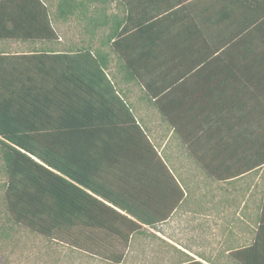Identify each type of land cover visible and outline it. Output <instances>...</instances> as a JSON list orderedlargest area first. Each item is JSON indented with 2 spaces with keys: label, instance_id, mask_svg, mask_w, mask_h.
I'll list each match as a JSON object with an SVG mask.
<instances>
[{
  "label": "trees",
  "instance_id": "trees-1",
  "mask_svg": "<svg viewBox=\"0 0 264 264\" xmlns=\"http://www.w3.org/2000/svg\"><path fill=\"white\" fill-rule=\"evenodd\" d=\"M89 1L60 0V15L67 17L73 13L82 18L86 15L84 7ZM101 1L110 4L112 0ZM184 1L187 0H117L118 14H106L107 21L113 22L108 36L110 39L118 36L119 39L132 40L134 43L126 46L137 51H129V54L134 53L143 60L140 67L144 65L149 72L156 68L157 71L160 70L161 74L144 77L143 81L151 98L157 97L158 109L163 117L176 126V133H179V126L182 124L195 122L193 124L207 134V143L212 147L213 133L236 129L239 137L233 142L237 148H241L244 141L251 145L252 154L247 157V162L248 166L256 168L264 163V133L256 132L261 129L260 122L264 118V58L253 55L251 59L247 56V59L244 54L237 52L236 58L230 62L206 60L208 70L220 71L215 76L209 74L206 77L205 85L209 87L203 93L195 89L191 92L182 91L187 73L195 70L196 62H189L183 72H175L171 76L172 70L177 67L172 60L179 57L174 49L179 40L195 39L197 34L201 38L204 29L203 39L207 49L210 45L208 40L217 38L222 45V40L228 42L235 39L236 35L231 33H216L218 27L222 30L223 27L236 25L239 30L241 28V35L249 22L244 17L237 16L236 4L231 7V3L226 2L223 6L216 7L211 2V5H204L199 9L197 0L188 3ZM261 1L264 4V0ZM244 5L246 3L240 6ZM72 6L76 8L71 10ZM65 8H70L72 12L67 13ZM247 9L248 6L242 10ZM96 13L97 17L92 19L98 25L101 13ZM261 13L258 18L264 23V11ZM212 49L206 50L208 55L214 53L215 50ZM129 54L127 58L134 60ZM88 66L98 70L97 75L90 76L92 78H85V73L78 75ZM68 69L75 72V75L60 77L62 83L91 86L100 84L101 81L103 84L106 82L108 95L105 100L97 99V103L84 96L73 99L67 112L72 118L77 117L81 121L70 125L52 128L23 124L19 120L20 108H9L11 100L7 101V95L0 92V171L5 174L2 187L9 219L18 227L26 226L51 239L64 241L72 237L74 243L81 241L84 231L89 230L90 239H94L97 236L95 233L104 229L107 239L113 242V237L116 236L121 243L130 246L134 235L144 231L143 224L155 225L168 215L159 220L149 218L148 204H128L119 195V199H116L103 186L105 182L93 179L90 173L100 164L127 165L128 162L120 161L117 150H126L125 142L132 136L135 146L142 149L140 153L148 149L151 143L142 128L135 123L127 124L134 122L135 117L97 60L91 64L82 61L76 67ZM156 79L163 81V87L156 86ZM113 96L119 101L118 104L112 99ZM32 113L36 112L33 110ZM240 137L242 141H239ZM101 139L106 144L103 142L100 154L98 141ZM219 143L216 155L200 157L204 160L209 158V172L213 169L214 160V163L217 161L225 169L227 159L235 154L227 150L229 142ZM92 147L96 156L88 159ZM137 150H134L135 159H139L142 165L151 164L152 157L136 155ZM174 182L181 194L172 204V209L178 207L184 194L175 179ZM257 223L253 243L234 252L239 263L264 264V204ZM113 245H116V241ZM122 257V253L114 254L118 262L122 261ZM175 264L205 263L192 258Z\"/></svg>",
  "mask_w": 264,
  "mask_h": 264
},
{
  "label": "crops",
  "instance_id": "crops-1",
  "mask_svg": "<svg viewBox=\"0 0 264 264\" xmlns=\"http://www.w3.org/2000/svg\"><path fill=\"white\" fill-rule=\"evenodd\" d=\"M191 1L193 0H187L184 3ZM197 2L199 9L204 5H211V2L216 7L223 6L226 2L231 3V7L236 4L237 16L244 17L249 22L241 35L239 33L241 28L239 30L236 25L223 27L222 30L218 27L216 33L222 31V34L236 35L235 39L226 41L227 43L222 40V45L216 38V40H208L210 45L205 49L204 29L201 38L197 34L195 39H181L177 43L174 49L179 57L172 60L177 67L172 70L171 76L175 72H183L189 62H196L195 70L187 73L182 91L191 92L195 89L203 93L205 88L209 87L205 85L206 77H209V74L214 76L219 74V69L210 71L206 68V60L207 62L219 61L218 63L230 62L236 58L237 52L244 54L246 58L248 56L249 59L253 55L264 58V23L261 18H258L262 15L261 11H264V4L261 0H197ZM59 3L60 0H0V92L7 95L9 99L7 101L11 100L10 104L8 103L9 108L15 109L16 106L20 108V122L57 128L63 124L70 125L72 122L81 121L68 114L70 102L76 97L83 96L92 101L96 100L95 103L97 99L105 100L108 97L107 84L101 81L100 84L91 86H76L69 82L62 83L60 77L75 75V72L68 67H76V64L82 61L91 64L97 60L116 88V92L129 106L135 117L134 122L127 124L135 123L142 128L151 146L149 144L148 149L140 153L142 149L135 146L132 136L125 142L126 150L123 148H121L122 151L117 150L120 161L128 162V164L124 166L121 164L120 166L96 165L95 170L90 173L93 179L105 182L103 186L116 199H119L117 198L119 195L121 199L123 198L122 201L128 204H148L149 218L159 220L168 215L166 219H160L155 225L143 224L148 228H154L159 222L167 223L172 219V215L179 207L184 209L187 199L196 197L186 180V184L184 183V175L187 172L186 162L184 165L183 161L177 163L173 157L187 156L189 152L195 151L200 152L199 156L216 155L215 153L219 151V142L227 141L229 142L227 150L235 154L227 159L225 169L217 161L214 163L215 160L211 172L203 168V171L208 172L207 175L210 174L209 177L214 183L213 187L218 186V190L225 195L218 203L215 201L211 203L208 200L205 202L197 198L198 213L203 216L205 226L209 224L212 226L211 230L217 232L212 235L227 238L226 253H234L237 249L251 245L257 233V222L264 204V163L256 168L248 166L247 157L252 154L251 145H247L244 141L243 146L237 148L233 141L239 136L234 129L225 133L222 131L213 133L212 147L207 146V134L202 132L205 135L204 147L196 146L197 148L193 149L194 137L195 139L200 137V140H203V137L194 134L193 137L189 134L190 127L187 125L191 122L179 126V133H176V126L168 118H164L159 111L157 97L151 98L146 89L143 78L155 77L161 74L160 70L157 71L156 68L149 72L150 70L147 71L144 65L140 67V62L143 60L137 58L134 53L129 54V51L137 52L133 47H127L131 45L132 40L119 39L118 36L109 38L113 22L107 21L106 14H118L117 0H112L110 4L101 0H90L84 7L86 15L82 17L83 19L77 14L70 13L76 8L73 6L70 7L71 10L65 8L64 11L70 13L67 17L60 15ZM242 3L246 5L241 7ZM247 6L248 9L243 11L242 9ZM96 11L101 13L98 25L92 19L97 17ZM256 17L257 20H255ZM116 21H118L117 16ZM115 27L117 28V24ZM210 49L215 50L212 55L206 52ZM128 54L134 60L128 59ZM148 61L151 62V59ZM98 72L88 66L78 75L82 76L85 73L83 75L85 78H92L90 76L97 75ZM156 86L163 87V81L156 79ZM112 99L118 104L119 101L115 96ZM119 109L122 110L121 107ZM33 110L35 114L32 113ZM261 120L260 125L264 126V118ZM256 132L264 133V127ZM239 141H242L241 137ZM103 142L102 139L98 141L100 154ZM134 150H137L136 155L151 156V164L139 163V159H135ZM93 152L92 147L87 156L88 159L96 156ZM251 175L257 176L259 179L257 181L261 182L260 193L256 186L257 182L252 184ZM174 179L184 194L178 207L172 209V204L181 194ZM255 195H259L260 198L253 202ZM253 206L256 208L255 216ZM128 216L137 220L131 214ZM176 251L190 259L194 258L205 264H215L211 256H193L192 252L186 248L184 250L178 248Z\"/></svg>",
  "mask_w": 264,
  "mask_h": 264
},
{
  "label": "rangeland",
  "instance_id": "rangeland-1",
  "mask_svg": "<svg viewBox=\"0 0 264 264\" xmlns=\"http://www.w3.org/2000/svg\"><path fill=\"white\" fill-rule=\"evenodd\" d=\"M192 123L195 122L187 125L190 127L189 134L193 137L194 135L203 137V140L194 137L193 149L196 146L204 147L203 130ZM207 146L210 147L208 144ZM199 154L200 152L195 151L189 152L187 156L173 157L177 163L183 161L184 165L186 162L187 172L184 175V183L187 181V185L196 197L187 199L185 208L179 207L167 223L159 222L154 228L144 226L142 233L134 235L130 246L121 243L120 238L116 236L113 237L116 241L114 246L115 241L112 242L105 237L104 229L95 233L97 236L94 239H90L89 230L84 231L81 241L74 243L72 237L64 241L51 239L26 226L18 227L8 216L2 187L5 174L0 171V264H175L189 260V257L176 251L178 248L190 250L193 256H211L215 264H242L237 261L234 253H226L227 238L212 235L217 232H213L209 224L205 226L203 216L198 213L197 198L205 202L208 200L211 203L213 201L218 203L225 195L218 190V186L217 189L213 187L210 174L207 175L206 170L211 168L209 158L201 159ZM203 168L206 170L203 171ZM251 176L252 184L257 182L259 191L261 182L257 181L259 180L257 176ZM192 198L194 199L191 200ZM259 198V195L254 197L253 202L258 201ZM253 207L255 216L256 208ZM120 253L123 257L122 261L118 262L114 254Z\"/></svg>",
  "mask_w": 264,
  "mask_h": 264
}]
</instances>
